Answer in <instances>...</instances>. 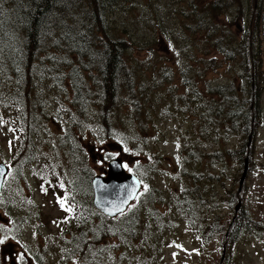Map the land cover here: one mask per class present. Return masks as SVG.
<instances>
[{
	"label": "trees",
	"instance_id": "obj_1",
	"mask_svg": "<svg viewBox=\"0 0 264 264\" xmlns=\"http://www.w3.org/2000/svg\"><path fill=\"white\" fill-rule=\"evenodd\" d=\"M172 1L175 9L154 16L155 27L160 31L152 40L143 42L148 45L162 39L166 44H179L184 53V63L178 66L179 79L190 81L188 98L194 101L186 103V109L197 117L204 140L219 145L232 136L239 139L238 145L219 147L211 153L194 147L189 150L195 163L204 156L216 158L213 163L218 164L219 170L223 169L220 173H225L227 163L244 164L253 157V134L264 122V0H257L255 9L245 7L242 0ZM123 3L131 4V0H9L7 4L2 0L0 3V112L4 104L10 106H7L9 111H16L10 118L12 157L18 161L23 156L29 166L39 165L40 170H33V176L41 178L40 182L46 183L53 177L52 184L60 179L66 186L67 192L57 196L58 203L61 206L62 200L64 211L77 209V214L76 218L69 217L71 221L62 227L60 237L69 233L70 239L79 238L76 251H81L84 257L90 256L96 245L109 235H118L128 247L134 245L142 253L149 254L150 248L156 247L153 239L141 233L145 226L141 224L142 211L128 207L117 217L108 218L94 209L93 172L86 168L83 148L72 135L89 122L92 109L103 120L97 122L103 138L111 140L114 133L124 132L115 120L120 105L130 102L124 100L128 93L143 89L139 85L144 79L139 80L140 67L155 56L151 53L150 58H134L128 53L134 39L111 29L109 16ZM169 25L176 29H169ZM135 50L142 52L145 48ZM139 62L137 69H133ZM226 66L231 67L232 76L225 82L204 81L207 71ZM48 90L64 99L62 103L67 109L57 114L66 115L67 122L58 140L51 138L45 144L49 145L50 154L40 155L34 147L44 143L39 133L46 108L43 98ZM71 114L75 117L68 116ZM129 170L145 183L142 174L133 168ZM191 174L195 176L194 172ZM212 179L207 178L209 184ZM194 182L193 187L187 182L182 184L173 204L183 211L184 219L191 225L195 219L198 224L207 223V228L197 229L200 237L206 235V230L211 236L221 230L229 245L251 231L255 220L249 211L238 212L237 223L226 219L222 226L216 224L220 221L210 225L207 219L195 217L193 197L196 195L201 200L205 191H197L204 186ZM151 192L158 194L154 188L148 193ZM99 216L105 222L96 228L94 222ZM118 217L123 222L117 224V232L110 234L104 224ZM73 224H76L75 232L69 230ZM137 237L141 238V246L133 244Z\"/></svg>",
	"mask_w": 264,
	"mask_h": 264
},
{
	"label": "rangeland",
	"instance_id": "obj_2",
	"mask_svg": "<svg viewBox=\"0 0 264 264\" xmlns=\"http://www.w3.org/2000/svg\"><path fill=\"white\" fill-rule=\"evenodd\" d=\"M8 1L5 0V4ZM242 3L255 9L257 0H242ZM174 4L172 0H131V4L123 3L110 14L111 29L120 31L125 38L134 39V46L128 53L140 59L150 58L151 53L155 57L140 67L139 80L144 79L139 85L143 89L128 93L124 100L130 99V102L120 105L115 120L124 132L114 133L111 140L103 138L97 127V122L103 123V120L93 109L88 116L89 122L80 131L72 132L83 148L82 158L87 162L86 168L93 172L92 177L103 174L114 156L121 159L126 169L133 168L144 176L146 181L128 210L142 211L144 220L141 224L145 226L141 233L153 239L156 247L150 248L149 254L142 253V249L134 245L128 247L118 235H109L96 245L90 256L84 257L81 251H76L79 238L75 237L74 241L69 233L60 237L62 227L71 221L69 217L76 218L77 209L64 211L59 205L57 196L67 192L60 179L55 185L50 182L53 177L46 183L40 182L41 178L33 176V170H40L39 165L29 166L23 156L18 161L13 159L10 118L16 111L11 108L9 111V105L4 104L0 112V162L9 167L0 193V240H3L0 264H264V122L253 134V157L246 161V175L241 182L245 162L227 163L225 173H220L223 169L219 170L218 164L213 163L216 158L204 156L195 163L196 159L189 152L191 147L211 153L217 148L236 146L239 139L232 136L219 145L204 140L197 117L186 109V103L194 101L188 98L190 81L179 79L178 66L184 63L179 44H166L162 39L148 45L143 42L144 39L152 40L160 31L153 21L155 14L157 18L168 13L172 7L175 9ZM170 17H173L172 13ZM223 23L227 25L226 20ZM168 28L176 29L171 25ZM143 47L142 52L135 50ZM139 64L132 68L137 69ZM230 68L207 71L204 81L225 82L232 76ZM43 99L46 108H43L45 115L41 117L43 126L39 134L44 143L34 147L40 155L50 154L49 145L45 144L51 142V138L58 140L67 122L66 115L57 114L59 110L67 109L62 103L64 99L50 90ZM262 105L264 108V90ZM135 109L140 113L137 114ZM78 126L76 123V128ZM193 172L195 176L191 174ZM209 176L213 178L210 184ZM194 181L204 186L197 191H205L201 200L194 194L195 217L207 219L210 225L220 221L216 224L222 226L226 219L237 223L238 212L249 211L255 220L251 231L229 245L221 230L214 236L206 230V235L200 237L198 230L207 228V223L198 224L195 219L191 225L184 219L183 211L173 204L174 197L181 193L182 184L187 182L193 187ZM152 188L157 195L148 193ZM103 219L97 217L94 226L97 228L104 223ZM120 222L123 220L118 217L104 226H108V232L113 234ZM69 230L75 232L76 224ZM133 244L141 246V238H135Z\"/></svg>",
	"mask_w": 264,
	"mask_h": 264
},
{
	"label": "water",
	"instance_id": "obj_3",
	"mask_svg": "<svg viewBox=\"0 0 264 264\" xmlns=\"http://www.w3.org/2000/svg\"><path fill=\"white\" fill-rule=\"evenodd\" d=\"M7 173V166L0 162V192ZM245 175L246 160L240 182ZM91 186L93 207L101 214L113 218L125 211L136 198L141 188V182L136 175L124 170L120 158H114L108 162L103 175L92 177Z\"/></svg>",
	"mask_w": 264,
	"mask_h": 264
},
{
	"label": "snow or ice",
	"instance_id": "obj_4",
	"mask_svg": "<svg viewBox=\"0 0 264 264\" xmlns=\"http://www.w3.org/2000/svg\"><path fill=\"white\" fill-rule=\"evenodd\" d=\"M125 167H126V165H125ZM60 203H61V207H64V202L61 200L60 201ZM67 211H71V209L69 208V209H66ZM0 243H3V240H0Z\"/></svg>",
	"mask_w": 264,
	"mask_h": 264
}]
</instances>
